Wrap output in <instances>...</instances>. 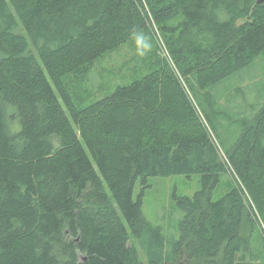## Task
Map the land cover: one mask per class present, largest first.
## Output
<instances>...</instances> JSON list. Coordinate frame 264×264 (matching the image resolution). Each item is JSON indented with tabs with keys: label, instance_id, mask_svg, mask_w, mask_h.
<instances>
[{
	"label": "trees",
	"instance_id": "trees-1",
	"mask_svg": "<svg viewBox=\"0 0 264 264\" xmlns=\"http://www.w3.org/2000/svg\"><path fill=\"white\" fill-rule=\"evenodd\" d=\"M149 22L174 67L88 103L94 64ZM262 54L253 0H0V264H264V106L224 150L186 81L208 90ZM172 175L199 177L173 196L178 238L142 210Z\"/></svg>",
	"mask_w": 264,
	"mask_h": 264
},
{
	"label": "rangeland",
	"instance_id": "rangeland-1",
	"mask_svg": "<svg viewBox=\"0 0 264 264\" xmlns=\"http://www.w3.org/2000/svg\"><path fill=\"white\" fill-rule=\"evenodd\" d=\"M160 61H166L174 67L165 46V37L155 23L149 22L146 31L139 32L129 42L99 58L94 64L82 84L88 92V103L105 97L116 85L142 77ZM186 81L188 93L198 106L213 138L226 150L240 135L242 123L249 121L250 125L253 124L264 106V54L208 90H199L191 84L194 81L192 76ZM219 154L224 159L221 150ZM229 175L222 177L215 191L216 197L224 194L230 181L233 182ZM198 181L197 175L189 179L181 175L148 179V188L144 190L142 201L143 214L152 225L162 229L165 237L178 238V223L183 217V213L175 206L173 196H192L199 188ZM138 191L137 187L135 192ZM243 195L249 203L247 195ZM259 223V231L264 237V225Z\"/></svg>",
	"mask_w": 264,
	"mask_h": 264
},
{
	"label": "water",
	"instance_id": "water-1",
	"mask_svg": "<svg viewBox=\"0 0 264 264\" xmlns=\"http://www.w3.org/2000/svg\"><path fill=\"white\" fill-rule=\"evenodd\" d=\"M264 3V0H256V4Z\"/></svg>",
	"mask_w": 264,
	"mask_h": 264
}]
</instances>
